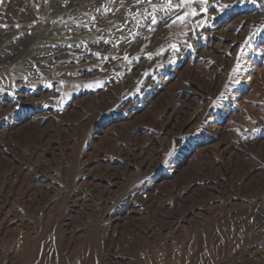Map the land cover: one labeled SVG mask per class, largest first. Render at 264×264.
<instances>
[{
	"label": "rangeland",
	"instance_id": "obj_1",
	"mask_svg": "<svg viewBox=\"0 0 264 264\" xmlns=\"http://www.w3.org/2000/svg\"><path fill=\"white\" fill-rule=\"evenodd\" d=\"M106 3L0 4V24H7L0 28V224L8 212L12 220L4 233L12 228L10 241L23 240L28 230L37 237L38 227H47L50 243L58 246L62 240L53 223L58 218L66 238L77 241L72 248L88 241L90 259L98 264H188L197 241L196 258L209 264H264V35L246 49L251 59L244 61L240 84L229 83L240 46L256 28L264 32V13L237 9L203 32L195 24L157 25L149 32L126 12L133 0L117 2L115 14L103 17L96 9ZM145 8L151 5L133 6L132 14ZM92 15L102 32L75 28ZM60 17L71 33L51 24ZM137 18L147 23L146 17ZM109 33L136 36L110 50L91 43ZM69 35L88 41L93 52L139 55L140 61L134 60L129 71L125 61L103 62L86 49L77 50L84 56L77 62L67 50L61 55L42 47L71 42L62 39ZM184 41L192 50L182 47ZM170 43L181 45L174 64L167 52L144 58ZM118 72L123 75L117 77ZM96 80L104 87H84ZM225 85L232 89L229 101L219 117H209L208 101ZM173 146L165 167L162 161ZM146 177L150 182L142 184ZM3 253L0 246V257Z\"/></svg>",
	"mask_w": 264,
	"mask_h": 264
},
{
	"label": "snow or ice",
	"instance_id": "obj_2",
	"mask_svg": "<svg viewBox=\"0 0 264 264\" xmlns=\"http://www.w3.org/2000/svg\"><path fill=\"white\" fill-rule=\"evenodd\" d=\"M4 0H0V4H3ZM45 3H48V0H44ZM117 2L119 3V6L124 5V0H107V3L105 5H102L101 8L96 9L97 12L100 13L101 16L106 17L109 13L115 14V11L118 10L117 8H114L113 5H117ZM68 0H65L64 6H67ZM151 5V9L148 10L147 8L144 9L143 12H136L135 14H132V7L135 6L139 8L141 5ZM36 11L39 13V5H36ZM237 9L243 10L241 14L246 13H254V12H260L264 13V0H230V2H221V0H214V2L210 3V0H160L159 3H153V0H133L132 5H129L126 7V12L130 15H132V19L135 20L136 24L139 27L145 28L149 32H155L157 30V25L160 26H167L169 29H171L173 26L177 27H190V25L195 24L197 27L201 29L203 32L206 28H211L213 25L211 22L216 21L217 17H220V19H223L226 16H229L236 12ZM211 10V11H210ZM159 14V15H158ZM87 15V13L85 14ZM144 16L147 18V23H144L143 20L138 19L137 17ZM197 17L199 19L197 20ZM39 19V16L37 17ZM74 19V18H73ZM97 17L95 15H92L89 20L81 21L80 23L75 25V28H84L87 31L91 32L93 31V28H95V31L102 32V29L96 26ZM169 21L171 23H169ZM37 21L32 22V26H35ZM128 23L127 16L125 17L124 24L125 26ZM51 24L53 26H56L57 28L61 25L63 27H67L69 30V33L73 30L68 26V22L64 20L63 17H60L59 21L57 19H52ZM15 28L19 29L21 27L20 24H15ZM116 31L123 33L124 28L119 25H114ZM0 28H7V24H0ZM191 31L195 32V28H190ZM28 35H31V32L27 33ZM52 34L56 35V30H52ZM257 35H264V32L260 28H256L253 33L248 36L245 39V42L243 45L240 46L239 54L236 58V64L235 67L232 70L231 77L229 83L232 85H239L241 82V73L244 70V61L246 59H251V56L248 55V52L246 49H252L254 38ZM136 34H133V37L129 38L127 36H121V37H112L109 33V38H105L104 35H101L96 38L91 39V43L93 44H100L101 42L109 46V50L111 48H118L119 44L121 42H133L135 39ZM199 39H205L206 37L200 36ZM67 41L64 44L52 43L50 45H42V47H49V49H57V51L63 55L65 54V50H67V55L72 57V61H79L84 58L83 54L77 55L78 49H86L87 52L91 55L92 58H95L97 60L107 62L109 59L116 60L120 59L122 61H125L127 63V66L129 68V71L131 70V65L133 61L135 60L136 63H139L140 57L139 55L135 57H130L127 53H125L123 56L118 55H111L108 54L102 55L100 51L93 52L91 48L88 47V41H85L83 39L79 41H73L71 40V36H67ZM150 39V38H145ZM144 47H147L145 45ZM182 47L187 48L189 50H192V45L188 43L187 41L183 42ZM143 51V48L141 49ZM164 52L169 53V60L168 63L174 64L175 63V57L177 53L181 52V45H178L176 43H170L167 48H161L156 53L148 52L145 53L144 58L147 60H153L155 56L162 55ZM252 55H255V51L252 52ZM72 61H67L68 63H71ZM61 63H65L66 61L61 60ZM55 63V59L52 60V62L47 65V67H51L52 64ZM122 67L124 65H121ZM98 70H103L101 65L94 66ZM158 67L162 68L163 65L160 64ZM36 71L39 72V67L36 68ZM84 71L92 72L93 69H86ZM79 70H78V73ZM123 73H116L117 77H121ZM144 75H147L145 73ZM155 78V73H153V77ZM62 83V82H58ZM49 88L54 87L52 84L46 85ZM85 88L95 90L98 88H103L104 83L100 80H96L94 82H89L84 85ZM232 91L231 88L228 87V85H225V91H222L219 96L216 97L215 100H209L208 102L211 104V110L209 112V117L211 116H217L219 117L221 112L223 111L225 107V102L229 101V93ZM4 92L3 89H0V93ZM141 93L140 87H137L135 89L134 95H136V98L139 99V94ZM8 95H12L11 92L7 93ZM110 112L114 113L115 115H122L123 113H117L116 109H110ZM7 120V117L4 118ZM207 123V120L205 121V124ZM200 129H197V133H199ZM193 135H196L194 133ZM183 142V139H182ZM175 146H173L172 150H170L167 153V158H165L162 161V165L167 167L169 165V159L172 157L173 152H175ZM150 177H146L144 181H141V183L150 182Z\"/></svg>",
	"mask_w": 264,
	"mask_h": 264
},
{
	"label": "bare ground",
	"instance_id": "obj_3",
	"mask_svg": "<svg viewBox=\"0 0 264 264\" xmlns=\"http://www.w3.org/2000/svg\"><path fill=\"white\" fill-rule=\"evenodd\" d=\"M1 54L2 53H0V55ZM1 63L2 61H0V65ZM9 214L10 212L5 214L3 223L0 224V246L4 248V253L0 257L1 258L0 264H98L99 263V262L96 263L97 261L94 260L92 261L90 259V257H92L91 244L88 241H84L81 246L77 247V249L72 248L75 247L77 241L74 240V238H66L63 229L59 226L60 220L58 218L57 219L55 218L53 221V223L55 224V229L57 228L60 231L59 233L57 232V234H59V237L62 240L61 244L58 246L55 245L53 246L52 243H50L48 236V228L46 227L47 228L46 229L42 226L38 227L40 228L41 232L38 233L37 237H33L32 233H29L28 230V232L25 235V239L21 240L20 238L21 241L19 239L15 241H10L13 238L12 235L14 234V230L12 228H11L12 230L9 228L6 229L7 231L4 233V228H6L5 226H7L9 222H12V220L8 218ZM41 220H43V217L39 219L40 222H42ZM56 225H58V227ZM31 230L33 231V229ZM107 234L108 233L106 232V235L104 234V236L107 237ZM116 234L117 231L114 230L113 237H116ZM198 244L199 242L197 241L192 245L194 251L192 255H190L188 258V264H209L208 262H204L205 259L203 258H196V255L199 251ZM108 247H109V242L105 244L104 241L102 248L107 250V252H109ZM100 264H104V262L102 263L100 262Z\"/></svg>",
	"mask_w": 264,
	"mask_h": 264
}]
</instances>
